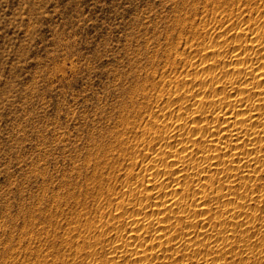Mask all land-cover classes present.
<instances>
[{
	"label": "rangeland",
	"instance_id": "1",
	"mask_svg": "<svg viewBox=\"0 0 264 264\" xmlns=\"http://www.w3.org/2000/svg\"><path fill=\"white\" fill-rule=\"evenodd\" d=\"M213 3L0 0V264L73 257L67 230L96 222L107 184L122 190L123 118L144 117L141 93L175 74L169 60L213 20Z\"/></svg>",
	"mask_w": 264,
	"mask_h": 264
},
{
	"label": "bare ground",
	"instance_id": "2",
	"mask_svg": "<svg viewBox=\"0 0 264 264\" xmlns=\"http://www.w3.org/2000/svg\"><path fill=\"white\" fill-rule=\"evenodd\" d=\"M214 1L175 74L141 93L144 117L119 116L122 190L97 189L101 214L67 230L60 263L264 264V0Z\"/></svg>",
	"mask_w": 264,
	"mask_h": 264
}]
</instances>
